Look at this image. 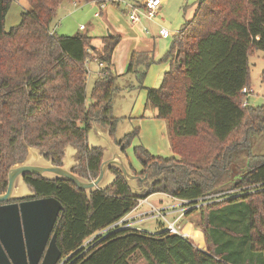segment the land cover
Instances as JSON below:
<instances>
[{
	"label": "trees",
	"instance_id": "16d2710c",
	"mask_svg": "<svg viewBox=\"0 0 264 264\" xmlns=\"http://www.w3.org/2000/svg\"><path fill=\"white\" fill-rule=\"evenodd\" d=\"M10 1L0 0V192L9 167L25 157L27 145L45 151L59 165L65 145L71 144L79 160L72 171L94 178L102 149L89 147L87 134L93 122L107 126L112 136L116 128L110 98L116 89L111 57L118 37L104 35L95 51V60L104 66L86 103L91 37L59 35L51 28L62 0H27L19 22L5 30ZM256 49L264 52V0L197 1L193 15L174 34L166 55L171 56L169 68L157 86L147 89L146 105L165 120L172 152L154 155L142 145L133 146L141 166L132 170L148 174L152 169L150 174L158 177L147 191L132 194L115 168L114 183L90 197L67 180L24 175L36 197L54 196L63 205L55 230L68 264H131L135 253L144 264H264V154L249 153L264 130V103L242 106L241 92L250 87L248 58ZM137 57L131 55L127 71ZM145 70H133L138 82ZM137 132L134 127L115 141L125 148ZM222 189L239 190L197 206L205 249L169 233L161 220L154 232L105 229L153 192L195 204ZM101 230L87 248L81 247Z\"/></svg>",
	"mask_w": 264,
	"mask_h": 264
},
{
	"label": "water",
	"instance_id": "95a60500",
	"mask_svg": "<svg viewBox=\"0 0 264 264\" xmlns=\"http://www.w3.org/2000/svg\"><path fill=\"white\" fill-rule=\"evenodd\" d=\"M87 145L102 149L99 171L94 178L72 171L70 161L73 159L70 156L77 148L71 144L65 145L59 165L46 158L45 151L27 145L25 157L9 167L6 188L0 192V264H56L62 257L56 231L52 234L51 231L63 205L54 196L27 198L35 196V193L24 181V175L67 180L85 191L88 197L92 191L105 190L114 183L117 174L111 168L120 171L135 195H139L141 189L147 191L156 180L148 179L147 173L143 176L133 173L123 143L118 144L109 129L104 131L95 122L88 131ZM73 163L75 165L78 161ZM137 181L141 184L137 185ZM145 182L148 186L144 185ZM197 205L199 203L193 204Z\"/></svg>",
	"mask_w": 264,
	"mask_h": 264
},
{
	"label": "rangeland",
	"instance_id": "374dc122",
	"mask_svg": "<svg viewBox=\"0 0 264 264\" xmlns=\"http://www.w3.org/2000/svg\"><path fill=\"white\" fill-rule=\"evenodd\" d=\"M104 5L106 7L107 5H114V4L110 2H106ZM27 6H28L27 0L10 1L4 22V26L6 30H8L11 26L19 22L21 11L27 8ZM117 7L120 6H116V8ZM98 10H99V3L93 0L89 2L76 1V4H73V0H62L61 3L56 8V15L53 21L51 22L50 26L59 35L60 34L74 35L77 32H79L82 34H86L91 38H95L103 34H108L110 33V29L103 28V25L99 24L97 20L98 15L100 13L98 15L94 14V12ZM80 25H82L83 28H80ZM142 32L145 33L144 27L142 28ZM89 42L92 43V40H90ZM117 53L118 52H115L114 58L120 60V57H118L120 55H118L119 53L118 54ZM89 54L91 57L87 58L85 62L86 70H87L85 73L86 103L90 101L89 94L91 91V87L93 85L95 78L98 76L101 68L98 65V61L94 59L93 53L92 54L89 53ZM114 66H115V70L119 75L116 76L114 79V84L116 86V89L112 92L110 98L111 115L114 116L116 119V128L113 133L118 139L123 134L127 132H132L134 127L138 128L137 134H135L132 137V139L130 140V144L124 148L129 158L131 168L138 171L140 169L141 164H140V160L135 156L133 152L134 145H142L145 148H147V150L150 153L154 155L168 156L169 154V152L166 150L165 142L163 141L161 143V139L155 136V134H157V125L150 120L147 113H144V106L146 105L147 89L157 86L158 83L155 82L154 84L156 85L152 86L150 85V82L147 81L144 82L143 78L141 79L142 80L141 82H138L133 70L127 71L126 66H124V64L121 65V63L117 61H115ZM133 68L138 70L139 72L145 70L146 65L141 64L138 66L135 64ZM249 73H250L249 84L253 89V92H251L247 96L248 105L255 106L264 103V52L262 50L256 49L253 51L251 55H249ZM145 75L146 74H144L143 77ZM131 117H136L135 121ZM100 126L103 130L107 128V126L104 125H100ZM161 136H167L166 131L162 132ZM249 153L251 155L264 154V130L256 136L254 142L249 147ZM77 156H78V151L76 149V151L72 154V156H70L73 159L72 161H70L72 169L73 168L77 169L76 167L79 164V160L77 159ZM76 160L78 161V163L74 165L73 161ZM151 171L152 169H149L148 179L151 180L153 178H158L156 176H152L150 174ZM133 173L135 172L133 171ZM137 185H139V181H137ZM228 186L230 185L227 183L226 186L224 185L222 187H228ZM143 191H145V189H141L140 194ZM230 191L232 190L222 189L206 194L203 197L205 201L198 202L199 205L197 206L199 207L201 204L204 203L230 197L235 192H237L234 191L233 193ZM168 197H170L169 199L172 198L170 194H168L167 198ZM149 201L152 202L154 205L159 206L153 196L149 197ZM170 201L176 202L174 206L178 207L179 208L178 211L182 213L190 208L197 207V206H193V204H190L189 201L187 200L172 198ZM159 203L161 204L162 201L160 200ZM147 206L149 207V209H151V205L147 204ZM198 207L196 208L195 211L189 214L185 213V215H189V217H184L181 215L177 224L181 226L182 222L187 223V218H188V220L189 219L193 220L195 225L198 224V226H200L201 210H199ZM151 213L152 211L146 213V215L150 216ZM176 216L177 215L173 216L172 219ZM159 219H160L159 217L153 216L141 222L140 225L145 226V228L153 227L157 225V221H159ZM185 231L187 232V229H185ZM205 247L206 244L204 247H202V249H205ZM63 256L64 255H62V257ZM131 264H144V262L138 256V254L135 253L131 258Z\"/></svg>",
	"mask_w": 264,
	"mask_h": 264
},
{
	"label": "crops",
	"instance_id": "0c3cea01",
	"mask_svg": "<svg viewBox=\"0 0 264 264\" xmlns=\"http://www.w3.org/2000/svg\"><path fill=\"white\" fill-rule=\"evenodd\" d=\"M197 1L198 0H161V4L157 14L152 19H142L138 24H133L128 20L126 7H124V5H118L120 7L117 8L115 5H107L106 7L104 6L100 10V14L98 15L97 20L99 24L103 25V28L110 29V33L118 37V42L112 52L111 57V61L113 64L111 68L114 74H116L117 76L119 75L115 70V61L120 62L121 65L124 64L127 69L131 55L135 54L138 55L137 58L139 59V61L138 63H136V65L138 66L141 64L144 65L147 60H150L146 67V75L143 77V81L150 82V85L155 86L156 84L154 83L159 82L162 73L166 71L170 66L171 56L166 55L170 49L174 34L180 29L184 21L186 19H189L193 15L197 5ZM143 27L148 29L147 33L142 32ZM162 28H165L169 31L168 36L163 37L160 35V29ZM104 35L107 34L91 38V44L93 46L91 45L89 53H93V55H95V51L101 48V39ZM115 52L119 53L117 54L120 55L118 56L120 57V60L114 58ZM133 70L136 69L133 68ZM144 113H147L150 120L157 125V134H155V136L161 139V143L163 141L165 142L166 150L169 152L168 155H170L172 152L170 150V142L166 131L165 120L157 117L155 108L150 105L144 106ZM131 118L134 121L136 119V117ZM98 126L101 128L100 125ZM106 129L108 128H105V130ZM164 131H166L167 136H161V133ZM111 137L114 140L117 139L114 134L113 136L111 135ZM156 195L159 197H157ZM163 195L166 197H164ZM151 196L154 197L159 206L154 205L149 201V197ZM167 196L168 194L164 192H153L146 197H142V199L138 198V200L140 199L142 200V202L122 217L125 219V225L127 227L136 228L139 230H147L150 232L156 231L161 222L160 219L159 221H157V225L153 227L145 228V226L140 225L144 220L153 217L152 215H146V213L150 211L147 204L159 208L163 213H165L168 219H172L173 216L180 213L178 211L179 208L174 206L176 202L170 201L172 198H179L172 196V198L169 199L170 197L167 198ZM160 200L162 201L161 204L159 203ZM184 217H189V215ZM189 220L187 218V223L182 222L181 226L179 225L181 228V234H183L184 237L191 241V243H193V245H195L196 247H204L205 238L202 229L200 228V226H198V224L195 225L193 220ZM185 229H187V232L185 231ZM88 239H86L84 242L88 241Z\"/></svg>",
	"mask_w": 264,
	"mask_h": 264
},
{
	"label": "built area",
	"instance_id": "2783aa9c",
	"mask_svg": "<svg viewBox=\"0 0 264 264\" xmlns=\"http://www.w3.org/2000/svg\"><path fill=\"white\" fill-rule=\"evenodd\" d=\"M95 2L99 3V10L95 11L94 14L98 15L100 13V10L105 6L104 4L106 2H110V3H116L118 5H124V7H126V14L128 17V20L130 22H132L133 24H138L142 19H152L158 12L160 4H161V0H94ZM73 4H76V1H73ZM80 28H83L82 25H80ZM144 32H148L147 28H144ZM169 31L165 28L160 29V35L163 37L168 36ZM88 51H90V48H87ZM95 56V55H93ZM95 59V58H94ZM98 65L99 67H103L104 64L101 61H98ZM241 92L244 95V98L242 100V106H246L248 105V99L247 96L248 94H250L251 92H253V89L247 86L242 87ZM239 190V189H237ZM237 190H232L230 192H234ZM180 200H184V199H180ZM142 202V200H138L137 205L135 207H137L140 203ZM150 211H152L151 215L152 216H156L159 217L161 221H163L164 223V229H166L169 233H179L181 234V228L179 226L178 221L179 218L181 217V215L183 216V213L185 212H180L176 217H174L173 219H168L165 215V213H163L159 208L151 205V209ZM149 211V212H150ZM182 213V214H181ZM124 218L119 219L118 221H116L115 223L111 224L110 226L106 227L105 229L108 228H112L115 226H119V227H127L124 223ZM103 229V230H105ZM103 230L96 232L94 235H92L91 237H89L88 241L84 242L81 247H85L87 246V244L99 233H101ZM183 236V234H181ZM87 248V247H85ZM69 256H63L61 257L60 260H58V262L56 264H68L67 260H68Z\"/></svg>",
	"mask_w": 264,
	"mask_h": 264
},
{
	"label": "flooded vegetation",
	"instance_id": "af4514ba",
	"mask_svg": "<svg viewBox=\"0 0 264 264\" xmlns=\"http://www.w3.org/2000/svg\"><path fill=\"white\" fill-rule=\"evenodd\" d=\"M138 175H140V176H142V175H144V174H138ZM147 176H148V174H147ZM149 177V176H148ZM141 184V182L139 181V185ZM145 185H148V183H144ZM28 185V184H27ZM28 187L30 188V186L28 185ZM31 189V188H30ZM32 190V189H31ZM32 197H36V196H31V197H27V198H32ZM54 231H56L55 230V224H54V227H53V229H52V231H51V234L54 232ZM50 234V235H51Z\"/></svg>",
	"mask_w": 264,
	"mask_h": 264
}]
</instances>
